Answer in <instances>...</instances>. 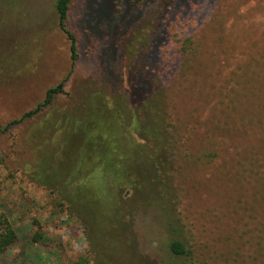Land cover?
I'll use <instances>...</instances> for the list:
<instances>
[{
  "label": "rangeland",
  "instance_id": "obj_1",
  "mask_svg": "<svg viewBox=\"0 0 264 264\" xmlns=\"http://www.w3.org/2000/svg\"><path fill=\"white\" fill-rule=\"evenodd\" d=\"M181 1L74 0L68 28L78 39L79 57L73 66L70 41L59 27L57 0H0V128L34 110L49 89L69 77L52 108L0 135V231L1 221L8 219L20 236L0 264H182L168 248V219L178 218L193 233L197 264L228 251L229 244L221 243L219 236L237 227L229 210L245 216L253 204L252 185L247 180L240 184L232 164L261 151L264 141V129L253 122L254 112L252 125L240 123L238 130L234 126V118L243 119L239 106L246 98L241 97L246 74L236 62L247 58L248 43L263 45L264 0H187L184 10L179 9ZM180 11L197 59L186 65L191 82L178 76L165 88L177 118L192 124L184 131L188 142L177 162L176 206L166 211L167 204L158 206L150 184L147 170L155 143L144 135L148 120L132 98L131 80L136 69L145 67L141 55L160 25ZM225 86L238 91L235 115L231 108L229 115H216V107L207 105L209 99H220ZM217 116L227 119L232 129H214L217 124L211 121L217 122ZM51 118L54 127L42 134ZM81 129L110 141L119 166L128 163L131 168L122 169V182L142 191L134 193L128 185L116 199L111 197L108 208L96 215L98 221L95 215L87 214L86 221L78 212L69 213L60 206L58 189H46L29 177L42 155L51 158L48 171L59 161L75 163L85 138L78 137ZM38 132L43 142L36 141ZM136 144L138 149L131 150ZM98 163L102 165L99 159L92 165ZM102 175L103 168L93 181L104 188L108 177ZM237 189L239 201L233 203ZM101 224L102 233L97 228ZM36 233L41 240L33 239ZM24 248L28 255L22 258Z\"/></svg>",
  "mask_w": 264,
  "mask_h": 264
},
{
  "label": "trees",
  "instance_id": "obj_2",
  "mask_svg": "<svg viewBox=\"0 0 264 264\" xmlns=\"http://www.w3.org/2000/svg\"><path fill=\"white\" fill-rule=\"evenodd\" d=\"M186 1H181L179 9H187ZM73 2L74 0H57L56 11L59 27L70 41L71 60L74 66L79 57L78 39L68 28ZM181 13L182 11L178 13V16L170 17L169 21L160 25L156 37L149 42L147 53L141 55V59H144L146 63L145 67H141L139 70L136 69L133 74L134 80H131L132 98L141 110L139 112H143L148 120L144 135L153 139L155 143L154 153L150 157L149 171L147 170L151 175L150 180L152 181H150V184H153L152 189L154 190L153 193L156 194L158 206L162 207L161 205L165 206L167 204L166 211L176 206L175 199L178 197L177 193H179L176 184L180 170L177 162L181 159V148L188 142L184 131H190L189 128L191 129L192 126L186 120L183 121L184 118H177L176 112L178 111L169 100L172 96L165 92V88L173 84L178 76L183 79L184 83L186 81L191 82L192 71L186 65L197 59L193 58L195 56V53H192L193 40L189 36L187 25L183 23L186 19L185 15ZM175 17L176 19H173ZM261 40L264 41V38ZM247 50V58L236 62V65H241L239 72H243V75L246 74L244 92L241 96L246 98L239 106L243 119L237 120L233 117L235 119L234 123H238L234 126L238 130L240 123L246 122V125H252L251 111L257 114L253 122L257 121V124L264 129V42L263 45L259 43L258 46H250L248 43ZM251 50L255 52L250 53ZM68 78L56 87L49 89L43 102L38 104L34 110L25 113L20 119L11 121L4 128H0V135L18 128V126L43 115L46 110L52 108L57 97L65 93V84ZM221 89L222 96H220V99H216L215 103L212 99H209L207 105L216 107V115L221 116V112L224 116L229 115L230 108L232 115H235L233 109L237 108L239 103L236 99L238 91L235 86L232 91L228 86L221 87ZM208 93L210 92L204 91L203 95ZM198 109L201 110L202 107ZM188 116L187 120L192 123L193 117L189 113ZM211 122L214 124L213 126L217 124L214 129H217L218 132L230 127H227L230 122L227 119L222 120L219 116H217V122L216 119ZM45 124H47L45 128L41 127V129L43 128L42 134L45 129L51 130L54 127L53 118L48 121L46 119ZM77 133H79L78 137L84 135L85 138L82 145L78 146L76 150L75 163L67 165L65 162L61 163L59 161L48 171L51 158L46 159V155H42V161L38 159L39 167L35 165L34 161L35 166L28 169L32 181H38L40 186L46 189H58L60 195H56L57 193L54 191L53 194L60 199L61 207H65L69 213L78 212L81 218L87 221V214L96 217L99 212L102 213L104 206L108 208L111 197L116 199L122 190L128 188V185L134 193H139L140 187L122 182V169L126 171L129 164H126V168L119 166L117 152L109 149L110 141L101 136L91 137L89 134L85 135L83 130ZM40 134L38 132V136H36L37 142H43ZM129 147H131V150L138 149L137 144ZM27 148L32 150L31 146L27 145ZM261 151L257 149L260 156L258 153L253 152L251 157L248 156L246 159L237 158L232 164V172L242 180L240 184L247 180L252 185L250 202L253 204L245 216L229 210L232 217L236 218L235 225L237 227L219 236L221 237L219 240L221 243L229 244L228 251L221 256H216L211 261L203 259L200 264H264V141L261 144ZM63 152L66 153V150L63 149ZM55 154L54 159H57L58 153L55 152ZM98 159L102 161V165H99V163L92 165ZM115 161L117 164L114 163ZM117 165L120 168H117ZM56 168L58 169L53 171ZM102 168V176L108 177L104 188L93 181ZM127 170H131V168ZM123 186L125 188H122ZM239 195L240 190L237 189L234 193L233 203H238ZM230 207L232 206L230 205ZM257 212L259 215L258 220H254L253 218ZM179 216H181V212ZM108 217L107 215L106 218ZM112 217L109 219L114 220ZM178 221L168 219L167 227L171 232V239L168 242L170 253L174 258L182 261V264H197L196 256L198 253L195 250V245L192 244L193 233L190 227L181 221V218H178ZM1 224L3 230L0 231V257L10 254L20 240V236L8 219H3ZM240 225L243 227H240ZM101 226L102 228L100 226H97V228L102 233V229H105V227L103 224ZM33 239L39 241L42 239V235L36 233ZM27 255V249L24 248L22 258L27 257ZM76 264H86V262L80 260Z\"/></svg>",
  "mask_w": 264,
  "mask_h": 264
}]
</instances>
